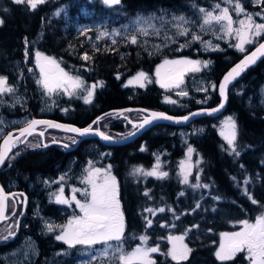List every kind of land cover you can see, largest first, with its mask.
<instances>
[{
    "label": "trees",
    "instance_id": "trees-1",
    "mask_svg": "<svg viewBox=\"0 0 264 264\" xmlns=\"http://www.w3.org/2000/svg\"><path fill=\"white\" fill-rule=\"evenodd\" d=\"M213 1L216 0H121L119 5L108 6L102 0H45L32 9L27 4H16L14 0H0V19L3 21L0 24V76L5 77L7 84L26 100L24 105L12 107L15 114H20V108L26 107L33 117L46 116L80 127L98 126L99 121H106L116 135L134 130L131 121L145 115L143 110L123 108L158 109L181 115L196 108L219 104L218 83L223 74L258 43L264 33L245 51H238L225 40L219 41V48L204 51L189 34L181 37L183 44L180 49L171 45L149 53L140 44L133 45L124 38L117 43L90 44L87 38L84 39L86 34L67 25L66 16L50 15L55 7L65 5L71 16L82 14V10L88 8L98 20L108 17L115 21L120 16V21H125L137 11L164 8L191 12L192 7ZM245 1L249 6V0ZM259 5L264 9V0ZM84 19L81 15L80 20ZM90 30L86 32H92ZM35 48L54 55L82 79L101 81L92 102L85 103L81 97L62 96L63 109L58 107L52 112H40L42 89L34 78L31 58ZM178 54L209 61V66L195 76L199 74L208 78L215 87L206 91L190 88L187 95H173L175 104H171L165 101V95L170 93L158 84L153 72L164 57ZM85 55L89 59H84ZM138 70L148 72L150 80L143 87L124 85V80ZM263 81L264 57L244 71L228 91V103L223 114L231 113L236 120L235 151L218 131L216 122L221 115H207L185 126L157 124L132 142L115 145H106L93 138L74 148L65 147L66 143H76L67 137L71 133L50 128V131L66 137L55 139L45 136V142L40 137L38 146L25 148L11 161L7 158L0 167V184L6 192L12 193L11 197L19 193L22 198L20 214H24L20 228L37 239L40 253L35 263L44 264L63 244L53 234H46L42 227L43 219L60 220L63 214L60 205L49 199V192L56 184L50 185L38 179L57 176L73 160H77L76 165L85 164L92 156L88 153L89 146L83 147V143L88 142L89 145L95 143L100 151H106L99 164L109 165L119 181L126 223L122 240L127 248H131L139 235L145 233L150 243L160 244V251L154 254L155 264H177L168 255L164 238L167 232H186L192 251L179 264H247L243 252L236 253L231 260L221 261L215 251L223 231L236 228L241 220L254 221L264 214V102L258 94ZM187 128L191 130L188 134L180 132ZM65 140L72 142L63 143ZM189 146L199 153L201 161L198 175L193 174L192 184L185 185L178 174V161ZM156 151L163 153L162 169L167 175L144 176L143 171L152 166ZM137 169L142 171L137 172ZM158 207H164L163 211L152 216L148 209ZM149 217L150 225L146 224ZM16 243L12 240L0 242V260L1 255Z\"/></svg>",
    "mask_w": 264,
    "mask_h": 264
},
{
    "label": "rangeland",
    "instance_id": "rangeland-1",
    "mask_svg": "<svg viewBox=\"0 0 264 264\" xmlns=\"http://www.w3.org/2000/svg\"><path fill=\"white\" fill-rule=\"evenodd\" d=\"M103 1V0H102ZM237 0H231V3L228 2V0H216L213 2H210L208 4H199L196 7H192L193 11H186V10H170V9H155V10H149V11H137L135 14L130 16L129 18H126L125 21H120V16L115 18V21H111L108 19V17H102L100 20L94 16V12H91L90 9L84 8L82 10V14L71 16L68 14L67 7L65 5H60L55 7L51 12V16H66L67 19V25L73 27L77 32L81 34H86L85 38L88 40L90 44H95L99 42L106 43H117V41L124 38L126 41L128 39L129 43L133 45L140 44L143 48H145L149 53H155L157 51L162 50L166 46L174 45L176 49H180L182 47L183 42L180 41L181 37L188 36L189 34L194 37H199V39H195L199 42L200 47L205 51L207 49H214L219 48L220 46V40H225L227 43L236 48L238 51H240L235 45L239 42L236 35L233 34H227L224 29L222 28V24H226V21H222L217 23L216 21H212L210 24H204L205 15L207 12H212L213 15H219L221 11L224 8L229 9V15L232 17L233 20V29H237L240 27V21L245 20L247 16H251L255 23H264V9L260 8L259 5L261 0H249V6H247V2L245 0H239V3L241 4L242 8L244 9L243 12L237 14L235 11V4ZM219 5V7H217ZM254 7V8H252ZM201 9L204 11L202 12ZM59 12V15L57 13ZM81 15L85 19L81 21ZM179 17H183L184 20H179ZM1 20V19H0ZM91 28L92 32H86L87 29ZM187 29V33L184 35H181L180 33ZM147 34H144V33ZM263 34V33H262ZM261 34V35H262ZM260 35V36H261ZM135 36L137 39L136 43L131 42V38ZM260 36H251L250 39L252 40V43H248L244 45V51L249 47V45L255 44ZM179 43V44H177ZM37 53H40L41 56L51 57L53 58L59 67L63 69L64 72H66L69 76L72 77H79L76 74H73L70 70H68L65 66H63L58 58H56L54 55H51L41 49L35 48L33 50V53L31 55L32 58V69L34 71V78L39 83L41 89H42V96H41V103H40V112H52L56 108L60 107L63 109L64 105L61 103V97H81L83 101L85 102L86 97L88 95V90L93 91V95L90 99V102L85 103H91L93 100V96L96 90V87L101 84V81H87L82 79L80 80L83 82V87L77 88L75 90H69L66 92L63 88L57 89L56 91H53L51 93H48L47 90L42 86V84L39 82L42 80V74L39 67V62L37 60ZM193 60V61H199V71H187L184 70V74L182 76V83L179 84V87L170 86V87H162L166 92L170 94L165 95V101L171 104H175V98L173 95H177L182 97L183 94L189 91L190 88L199 89V90H208L209 87L214 88L215 84L212 83L208 78H205L203 76H195V74L201 72L205 68L209 66V61L204 60L203 58L187 55V54H178L175 56H167L164 57L156 66L153 72V76L155 77L156 81H160L162 78H165L166 74H172L175 76L179 75V71L177 66L167 65L163 68H161V65H164V62L167 61H177V60ZM43 62V61H40ZM205 63L207 66H204ZM160 71V76L157 75V70ZM143 72L147 76V80H145L143 83L144 85L150 80L151 75L143 70H138L132 74H130L125 80L124 85H130V86H140L138 83L135 82V79L139 73ZM55 74V70L53 71ZM3 77V76H0ZM5 78V77H4ZM129 81H133V83L129 84ZM167 83L168 81L165 80ZM158 84L161 86L160 82ZM96 85V87L93 89L92 86ZM6 86L8 88L12 87L6 83ZM259 98L262 102H264V81L259 87ZM26 100L25 98L21 97L16 91L12 89L10 92H4L0 93V138L4 137L6 134V131L10 129L14 125H20L24 123L25 121H28V118H31L32 114L27 112V108L24 109L21 107L19 113L15 114L12 107L15 105H24ZM231 117L235 122V117L231 113H224L221 115V117L216 122L218 131L221 135L222 131L225 130L224 126L225 123L228 121V118ZM43 125V124H42ZM96 125V124H95ZM94 125V126H95ZM237 125V124H236ZM92 126V128L99 129L102 133L109 137L113 138H122L125 135L129 134H123V131L121 134L114 135V132L109 129V123L106 121H99L98 126ZM46 127V126H45ZM193 128H197L196 125H192ZM191 127V128H192ZM53 128V127H52ZM50 129V128H49ZM49 129L45 130L43 128L41 133H45L46 137H54L59 138L63 137L65 135H62L61 133H55L53 131H50ZM38 130V129H37ZM133 131V130H132ZM131 131V132H132ZM183 134H188L191 130L190 128H187L185 130L181 129ZM37 132V131H35ZM40 132V131H38ZM65 132V131H64ZM16 133V132H14ZM14 133L12 134L13 137ZM68 133V132H66ZM17 136V135H16ZM76 135L71 133V135L67 136L68 138L74 139ZM40 134L38 133H32L25 141L24 137L21 138L22 142L16 143L13 147L17 146V149L13 151L11 154H9L8 161H11L13 158L17 157L25 148H33L34 146H38L39 144V138ZM66 137V136H65ZM221 137L225 140L224 136L221 135ZM67 140H65L63 143H65ZM226 141V140H225ZM72 142V141H67ZM227 142V141H226ZM68 144V143H66ZM71 145V144H70ZM189 148L193 149L192 153L189 155ZM88 153L92 154V156L89 157L88 160L85 161V164L76 165L77 160H73L72 163L66 168L65 171L59 172V174L55 177H51L49 179H42L39 178L38 181L41 182H49L50 185L56 184V186L49 192V199L53 201L54 203L60 205L63 214L60 217L61 219H48L45 218L42 221V227L43 231L46 234H53L54 238L61 234V230L63 226H66L68 224V221L73 218V216L82 215L80 209L77 207L76 202L72 200V196L75 195L76 199L79 200L81 203H84L87 199H90V197H87L84 194V191H91V186L87 183L83 182L84 178L87 176L88 170L92 168H100L103 170H106L110 172L111 176L115 177L116 184L118 187V199L120 202V209L123 213V223H124V229H125V216L122 208L121 203V197H120V188H119V181L117 179V176L111 171L109 165H102L99 164V162L103 159V156L105 155L106 151H100L97 149L95 143H91L89 145ZM87 153V154H88ZM162 152L156 151L153 154L154 162L151 167H148L147 169H144L143 174L144 176H156V177H162L160 173H166L162 169L163 162H162ZM201 161V157L199 153L195 151V149L192 146L187 147L184 154L179 158L178 161V174L180 176V179L185 185L192 184L191 176L193 174L199 173V163ZM158 165V167H157ZM156 170V175H147L146 173L151 172L153 170ZM185 176H187V181L185 182ZM63 177V179H61ZM73 181V182H72ZM189 183V184H188ZM63 188V196L65 199L69 201L68 204H61L57 203L56 197L60 194V190ZM73 189H78L79 191L73 192ZM11 199V197H9ZM7 198V210H6V218H4L0 222V242L5 240L7 237L13 234V231H15V225H16V216L20 214L21 212V204L13 205V199ZM16 207V208H14ZM164 207H158V208H152L151 214L152 216L156 213L160 212L161 209ZM13 209H16L14 215ZM13 211V212H12ZM264 215V214H261ZM259 215V216H261ZM258 216V217H259ZM150 218V217H149ZM151 221L148 220L146 224L150 225L148 222ZM238 222L239 225L236 226V228L223 231L219 236L218 245L216 248L215 253L219 249V246L222 242V234L224 233H235L239 232L243 229V224ZM249 221V220H247ZM254 221H249V223H255ZM48 225H51L53 230H48ZM124 233V232H123ZM141 236H147L145 233L139 235L138 241L131 247L127 248L126 245L123 243V240L120 242L117 241H110L109 245L98 243L95 245H82L77 244L75 246L69 247L68 244H66L63 240L61 241L62 247L61 249L57 250L52 254V256L49 259H46V262L44 264H115L119 262L118 260V252H115L114 249L119 245L124 252H131L136 247H158V251H160V244L159 243H150L149 238L147 236V242L144 243L140 240ZM174 237H183L182 243L186 245L189 249V244L187 242V233L186 232H180V233H174L173 231L167 232L164 240L167 242V253L172 249L173 243L175 242L177 245L180 244L179 241H174L171 238ZM105 249H107V254H105ZM247 258L248 263L251 264L249 259V254L246 251H242ZM40 253L39 246L37 244V240L34 238L33 234H26L19 238V241L9 250L4 252L1 255L0 264H38L35 263V260L37 256ZM156 253V252H155ZM151 253V259L153 260L154 254ZM189 255V254H188ZM170 256V255H169ZM171 257V256H170ZM172 258V257H171Z\"/></svg>",
    "mask_w": 264,
    "mask_h": 264
},
{
    "label": "snow or ice",
    "instance_id": "snow-or-ice-1",
    "mask_svg": "<svg viewBox=\"0 0 264 264\" xmlns=\"http://www.w3.org/2000/svg\"><path fill=\"white\" fill-rule=\"evenodd\" d=\"M121 0H103V3L108 6L119 5ZM231 3V0H228ZM16 4H27L32 9H36L38 5L45 3V0H14ZM219 7V5H217ZM6 11V10H5ZM203 12L204 10L201 9ZM235 11L237 14L244 11L239 0L235 4ZM59 15V12L57 13ZM179 20H184L183 17H179ZM212 21L217 23L226 21V24H222V28L227 34H235L238 43L235 45L240 51H244V45L252 43L250 39L251 36H260L264 33V23H255L252 17L249 15L245 20H241L240 27L233 29V20L229 15V9L224 8L219 15H213L212 12H207L205 15L204 24H210ZM3 21L0 20V24ZM187 33V29H184L180 34L184 35ZM144 34H147L146 32ZM194 39H199V37H194ZM27 42V41H26ZM132 43H136L137 39L135 36L131 38ZM37 60L39 62L40 71L42 74V80L39 81L42 86L47 90L48 93L56 91L57 89L63 88L66 92L70 89L75 90L77 88L83 87V82L79 77L69 76L63 71L57 64V62L46 56H41L37 53ZM259 56H264V44H260L256 51L247 55L244 60L233 67L227 75L224 77V81L220 86L221 95L224 96L225 86L230 82L231 79L239 76L250 64L255 63ZM84 59H89L85 55ZM43 61V62H40ZM199 61L193 60H177V61H165L161 68L172 65L177 66L179 75L175 76L172 74H166L165 78L160 81L161 87L175 86L179 87L182 83V76L184 70L187 71H199ZM204 66H207L205 63ZM55 69V74L53 73ZM157 75L160 76L159 69L157 70ZM135 82L141 87L144 86V81L147 80V76L141 72L137 75ZM165 80L168 82L166 83ZM6 78L0 77V93L10 92L11 88L6 86ZM133 81H129V84ZM96 85H93L94 89ZM186 95V93H181ZM93 95V91L88 90V95L85 102H90ZM226 98V97H225ZM223 107V104H221ZM213 111H216L215 109ZM172 119V117H167L163 113H152L151 118H146L140 127L144 124L151 123L153 120L157 119ZM186 120L187 117H184ZM38 124H46L49 127H64L62 125H55L49 121H38L31 120L27 122V126L20 129L19 135L13 137L11 134L4 140V144L0 146V165H2L11 151V148L18 142H22L21 138L32 135L35 130V126ZM225 130L222 131L221 135L224 136L229 146H233V151H235V141L237 138V125L236 122L229 117L228 121L224 126ZM68 131L77 132L81 136L88 134L91 131V127L78 129V128H66ZM43 135V133H40ZM104 139H109V137L104 136L100 133ZM67 147V145H65ZM189 155L192 153L193 149L189 148ZM239 155V153H236ZM158 167V165H157ZM137 172L142 171L137 169ZM147 175H156V170L146 173ZM161 176L167 175V173H160ZM63 179V177H61ZM187 181V176H185V182ZM85 183L91 186V191H84V194L90 199H87L84 203H81L76 199L75 195L72 196V200L76 202L77 207L80 209L82 215L73 216L71 220L68 221L66 226L62 227L61 234L56 237L58 240H63L69 247L75 246L77 244L82 245H95L98 243H103L109 245L110 241H122L124 232L123 223V213L120 209V202L118 199V187L114 176H111L110 172L100 169L92 168L88 170L87 176L84 178ZM79 191L78 189H73V192ZM7 197L3 196L2 189H0V218H3V213L5 209V201ZM57 203L68 204L69 201L63 196V188L60 190V194L56 197ZM253 203H257L253 200ZM151 211V209H148ZM163 211V209H161ZM149 224L151 221L148 222ZM243 224V229L235 233H224L222 234V242L219 249L215 253L217 259L221 261L231 260L236 253L246 251L249 254V259L251 264H264V215L256 218L255 223H249L245 220L241 222ZM48 230L52 231L51 225H48ZM147 236H141L140 240L144 243L147 242ZM174 241H179L180 244L177 245L173 243L172 249L169 251L168 255L172 257L173 260L179 261L186 260L188 254L192 251L186 245L182 243L183 237L171 238ZM111 247V245H109ZM158 247H136L131 252H124L123 249L118 245L114 251L118 252V260L120 264H155L151 259V253L157 252ZM105 254H107V249H105Z\"/></svg>",
    "mask_w": 264,
    "mask_h": 264
},
{
    "label": "water",
    "instance_id": "water-1",
    "mask_svg": "<svg viewBox=\"0 0 264 264\" xmlns=\"http://www.w3.org/2000/svg\"><path fill=\"white\" fill-rule=\"evenodd\" d=\"M260 44H264V37L258 42L256 43L252 48H250L248 51H246L242 56L241 58L236 61L235 63H233L228 69L227 71L223 74L221 80L219 81L218 83V90H219V94L221 96V101L219 102V104L217 105H214V106H205V107H200V108H196V109H193L191 111H188L184 114H181V115H175V114H172V113H169V112H166L164 110H158V109H147V108H141V107H127V108H123L122 110H143L145 112V115L141 118V119H138V120H135V121H131V123L135 126V129L130 132L129 134L125 135L124 137L122 138H119L118 140H114L112 139L111 137L105 135L103 133L104 136H107L109 137V139H104L102 135H100V133H102L99 129L97 128H92L91 127V131L84 135V136H81L79 133L77 132H72V131H68L66 130V128H78V129H84V128H89V127H80L76 124H73V123H69V122H65V121H60V120H57V119H53V118H50V117H34L33 119L31 120H38V121H49L51 122L52 124H55V125H62L64 127H53V128H57V129H60L62 131H65V132H68V133H73V134H78L79 137L77 138V141L74 145H70V144H66L67 147L70 146L72 148L76 147L79 142L83 139H86V138H96L98 139L99 141H101L102 143L106 144V145H115V144H126V143H129V142H132L133 140H135L137 137H139L141 134H143L146 130L150 129L151 127H153L154 125H157V124H170V125H174V126H185V125H188L190 124L192 121H194L195 119L197 118H200V117H203V116H207V115H210L212 117H218L220 115L223 114V112L225 111V108L227 106V103H228V91L229 89L234 85L235 81L243 74L244 71H246L249 67L251 66H255L264 56H259L255 63L253 64H250L243 72L240 73L239 76L235 77L234 79H231L230 82L225 86V89H224V93L225 95L222 96L221 95V92H220V86L221 84L223 83L224 81V77L227 75V73L233 68L235 67L237 64H239L242 60L245 59V57L247 55H250L252 52L256 51V49L259 47ZM55 69H53L54 71ZM226 97V98H225ZM221 104H223V107H221ZM216 110V111H213V110ZM152 113H163L165 116L167 117H172V119H157V120H153L151 123H148V124H144L143 127H140L141 124H143L144 120L146 118H151V114ZM184 117H187V119L185 120ZM30 120V121H31ZM38 125H42V124H38ZM43 125H46V124H43ZM27 124L23 125V126H20L18 128H15V129H12L10 131H8L5 136L0 140V146H2L4 144V140L9 136V134H13L14 132H18L17 136L19 135V131L20 129L26 127ZM49 128H52V127H49L48 125H46L45 127V130L49 129ZM35 131H40V132H43L41 130H37L35 129ZM30 136V135H29ZM29 136H26L24 137V141L29 137ZM14 149V147L11 148V151ZM11 151L8 153V156L9 154L11 153ZM7 156V157H8ZM7 159V158H6ZM5 159V160H6ZM5 162V161H4ZM3 165V164H2ZM0 165V167L2 166ZM0 189H2V194L3 196L7 197L8 196H11L12 193L11 192H6L4 190V188L2 187V185L0 184ZM24 201H25V204H26V196L24 197ZM6 210H7V199L5 201V209H4V213H3V218H0V222L6 218ZM23 212L19 215L18 217V222L21 220V218L23 217Z\"/></svg>",
    "mask_w": 264,
    "mask_h": 264
},
{
    "label": "flooded vegetation",
    "instance_id": "flooded-vegetation-1",
    "mask_svg": "<svg viewBox=\"0 0 264 264\" xmlns=\"http://www.w3.org/2000/svg\"><path fill=\"white\" fill-rule=\"evenodd\" d=\"M35 117H37V116H35ZM44 117V116H43ZM34 117L33 116H31V118H28L27 120L28 121H25L24 123H22V124H20V125H14V126H12L10 129H8L7 131H6V133L8 132V131H10V130H12V129H15V128H18V127H20V126H23V125H25V124H27V122H29L31 119H33ZM45 126L46 125H37V126H35V129H38V130H42L43 128H45ZM34 133H38V134H40L41 132H34ZM18 134V132H16V133H14V136H16ZM43 134H45V133H43ZM76 136L74 137V139H72L73 140V143L75 142V141H77V138L79 137V135L78 134H75ZM40 136H41V138H42V141L43 142H45V135H41L40 134ZM2 139V137L0 138V140ZM89 139H93V138H86V139H83V140H81L79 143H82V142H85V141H88ZM88 143V142H87ZM87 143H83V147L84 146H86V147H88L89 146V143L87 144ZM17 146H15L14 147V149L16 148ZM34 147H36V146H34ZM14 149L12 150V151H14ZM66 149H69V148H66ZM12 151H11V153H12ZM19 193H15L14 194V196L13 197H11V196H8V197H11V199H13V201L14 202H16L15 203V205H17V203H19L20 201H22V198H21V196L19 197ZM30 209H33V207L32 208H30ZM37 212V211H36ZM22 219H23V217L21 218V220L18 222V219H17V221H16V225H15V231H13V234L12 235H10L9 237H7L5 240H3L4 242H6L7 240H9V241H15V243L16 242H18L19 241V238L20 237H22V236H24V235H26V234H31L30 232H26L25 230L23 231L21 228H20V222L22 221ZM34 236V235H33ZM34 238H35V236H34ZM36 239V238H35ZM37 240V239H36ZM2 241V242H3ZM37 244H38V242H37ZM39 246V245H38ZM40 249V248H39Z\"/></svg>",
    "mask_w": 264,
    "mask_h": 264
},
{
    "label": "bare ground",
    "instance_id": "bare-ground-1",
    "mask_svg": "<svg viewBox=\"0 0 264 264\" xmlns=\"http://www.w3.org/2000/svg\"><path fill=\"white\" fill-rule=\"evenodd\" d=\"M37 126V125H36ZM112 139H114V140H118L119 138H113V137H111ZM68 147H70V146H68Z\"/></svg>",
    "mask_w": 264,
    "mask_h": 264
}]
</instances>
